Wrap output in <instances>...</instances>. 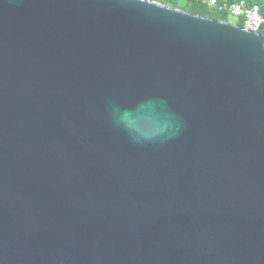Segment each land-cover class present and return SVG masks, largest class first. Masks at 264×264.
I'll return each instance as SVG.
<instances>
[{"label":"water","instance_id":"95a60500","mask_svg":"<svg viewBox=\"0 0 264 264\" xmlns=\"http://www.w3.org/2000/svg\"><path fill=\"white\" fill-rule=\"evenodd\" d=\"M0 264H264L260 33L0 0Z\"/></svg>","mask_w":264,"mask_h":264},{"label":"trees","instance_id":"16d2710c","mask_svg":"<svg viewBox=\"0 0 264 264\" xmlns=\"http://www.w3.org/2000/svg\"><path fill=\"white\" fill-rule=\"evenodd\" d=\"M160 2L166 6L180 9L188 13L203 16L216 21H227L229 13L227 11H219L215 7L209 6L207 0H153ZM219 4L230 6L240 1H244L248 6H258L262 15H264V0H217ZM236 25L243 27L244 20L238 19ZM260 35L264 38V26L259 29Z\"/></svg>","mask_w":264,"mask_h":264},{"label":"built area","instance_id":"2783aa9c","mask_svg":"<svg viewBox=\"0 0 264 264\" xmlns=\"http://www.w3.org/2000/svg\"><path fill=\"white\" fill-rule=\"evenodd\" d=\"M209 6L217 8L219 11H227L229 15L244 20L246 30L259 33V29L264 26V15L261 14L258 6H248L244 1L237 2L230 6L219 4L217 0H207Z\"/></svg>","mask_w":264,"mask_h":264},{"label":"rangeland","instance_id":"374dc122","mask_svg":"<svg viewBox=\"0 0 264 264\" xmlns=\"http://www.w3.org/2000/svg\"><path fill=\"white\" fill-rule=\"evenodd\" d=\"M227 21H228L229 23H231V24H236V22H237V18H235V17L232 16V15H229V16L227 17Z\"/></svg>","mask_w":264,"mask_h":264}]
</instances>
